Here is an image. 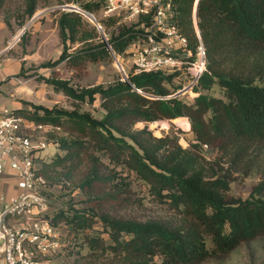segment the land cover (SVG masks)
<instances>
[{
  "label": "trees",
  "instance_id": "1",
  "mask_svg": "<svg viewBox=\"0 0 264 264\" xmlns=\"http://www.w3.org/2000/svg\"><path fill=\"white\" fill-rule=\"evenodd\" d=\"M5 1L0 0V11ZM38 1L25 0L28 18ZM196 1L173 0V22L194 52L200 42L204 46L207 69L194 86L197 96L174 95L182 88L176 83L180 71L132 68L128 79L118 76L107 85L79 87L55 75L45 78L76 102L99 99L105 111L100 118L78 104L69 109L24 101L26 107L13 110L15 116L53 128L47 139L64 153L39 164L49 186L51 178H71L65 168L73 163L86 164L77 183L86 206L51 215L55 225L64 223L92 250L111 254L113 264H203L264 238V0H200L197 18ZM61 3L91 13L105 6V0ZM58 13L63 49L43 65L63 63L70 70L114 55L123 64L151 22L148 16L119 24L110 16L103 26L109 32L105 41L80 11ZM215 86L223 97L207 93ZM180 117L191 122L187 147L177 135L158 137L148 126L135 129L138 122ZM252 172L263 178L249 197L232 194V182ZM146 197L160 212L139 215L130 209ZM96 225L102 231H93Z\"/></svg>",
  "mask_w": 264,
  "mask_h": 264
},
{
  "label": "rangeland",
  "instance_id": "2",
  "mask_svg": "<svg viewBox=\"0 0 264 264\" xmlns=\"http://www.w3.org/2000/svg\"><path fill=\"white\" fill-rule=\"evenodd\" d=\"M25 4V0H6L0 11V59L29 56L27 61L22 62L21 70L12 77L15 76L23 82L25 94L27 96L29 95L33 99L32 101L37 104H45L48 106L59 105L69 109L74 107L75 104H78L82 110L90 111L98 118L102 117L105 111L101 107L99 99L94 103L76 102L64 93L57 92L51 84L45 81V78L55 75L60 78L70 79L75 86L79 87H89L97 84L107 85L113 82L118 76L123 77L125 74H128L132 69L131 62H129L128 58L123 60L124 70L119 68L113 56V59H107L106 61L90 62L81 70H70L63 64L45 67L43 64L48 61H55L63 49L58 30L56 29L55 15L59 14V10L71 9L69 8L70 4H62L61 0H39L38 9L33 17L39 15L34 20H32L33 17L28 18L25 14ZM83 11L85 12V10ZM92 14L105 32L104 27L106 25L104 22L110 16L105 15L103 8ZM82 15L92 26L97 27L102 38V34L92 19V15L88 12H85V14L82 13ZM118 18L120 19V17ZM23 21L25 23L22 25ZM29 22V26L23 30L24 26ZM118 23L129 24L131 22L120 19ZM54 28L56 29L55 32ZM108 33V31L107 33L105 32L107 37ZM9 67H12V65ZM186 82L187 77L185 75H181L176 81L177 84H182V87L186 85ZM207 93L223 97L219 86H215L211 91H207ZM25 94H21L20 96L25 97ZM188 97L190 98L191 96L188 95ZM184 118L187 117L156 121L153 123L138 122L135 125V129H142L148 126L154 135L158 137L167 133L177 135L179 136L180 144L187 147L193 135L190 120L188 119L187 123V121H184ZM46 153L48 156L47 161H50L54 155L63 154L64 152L56 146L51 145L46 150ZM206 155L212 159L215 157V154L209 149H207ZM39 164L42 166L43 163L40 161ZM78 164L73 163L71 167L65 168V171L71 169L68 172L71 178L64 179V182L58 178L50 179L51 185L49 186L48 192L53 210L67 207L84 208L86 206L87 199L77 187L80 176L86 170V164L84 162ZM58 169L57 172L62 170V168ZM262 178L263 176L258 172H252L246 177L237 178L238 180L236 179L231 184V192L238 197L247 198L253 186ZM130 209H134L139 215H153L160 212V207L149 197L143 198L142 201L137 200L136 205L134 204ZM57 227L62 236L63 248L53 257V264H113L116 261L111 254L94 251L89 248L83 242V238L74 237L64 223L58 224ZM93 231L97 232L102 230L96 225ZM102 236L107 237L104 233ZM203 264H264V238L242 245L225 259L208 260Z\"/></svg>",
  "mask_w": 264,
  "mask_h": 264
},
{
  "label": "built area",
  "instance_id": "3",
  "mask_svg": "<svg viewBox=\"0 0 264 264\" xmlns=\"http://www.w3.org/2000/svg\"><path fill=\"white\" fill-rule=\"evenodd\" d=\"M173 12V0H105L104 6L105 15L121 20L151 16L143 39L129 49L132 68L136 72L180 71L187 82L174 95L193 98L198 95L194 86L207 69L204 46L200 42L194 52L173 22ZM184 121L188 123V118ZM52 129L15 116L0 105V176L9 170L17 187L12 194L0 195V264H53V257L63 248L51 215L49 185L38 171L39 161L48 160L46 150L54 145L46 136Z\"/></svg>",
  "mask_w": 264,
  "mask_h": 264
},
{
  "label": "crops",
  "instance_id": "4",
  "mask_svg": "<svg viewBox=\"0 0 264 264\" xmlns=\"http://www.w3.org/2000/svg\"><path fill=\"white\" fill-rule=\"evenodd\" d=\"M56 29L54 28V32L56 31ZM28 57L29 56L22 58L10 57L8 59H0V105L8 107L11 110H17L26 107L23 100L35 103L34 101H32L33 99H31L29 95L27 96L25 94V86L23 82L15 76L12 77L15 73H18L21 70V65H23L22 62L27 61ZM10 65H12V67H9ZM21 94H25V97L20 96ZM9 172L10 171L7 170L6 175L0 176V195L2 193L12 194L17 190L16 180L12 177L11 173L9 174Z\"/></svg>",
  "mask_w": 264,
  "mask_h": 264
},
{
  "label": "water",
  "instance_id": "5",
  "mask_svg": "<svg viewBox=\"0 0 264 264\" xmlns=\"http://www.w3.org/2000/svg\"><path fill=\"white\" fill-rule=\"evenodd\" d=\"M199 1H200V0H197V1H196V7H195V16H196V18H197V10H198ZM67 6H68V5H67ZM69 6H70V7H69ZM69 6H68V7L71 8V9H69V10H78V11H80L81 13H84V14H85V12H88L90 15H92V17H93L92 19L94 20V22H95L96 25L98 26V28H99V30H100V32H101V34H102L103 39H104L105 41H107V37H106L104 31L102 30L100 24L98 23V21L96 20L95 16H94L91 12L86 11V10H85V12H82V10L78 9V7H76L75 5H69ZM38 15H39V14H38ZM38 15L34 16L32 20H34ZM29 24H30V22L27 23V24L24 26L23 30H25V29L29 26ZM116 61H117V60H116ZM117 63H118L119 68L122 69V65H120V63H119L118 61H117ZM124 77H125V79H128V75H127V74H125Z\"/></svg>",
  "mask_w": 264,
  "mask_h": 264
},
{
  "label": "bare ground",
  "instance_id": "6",
  "mask_svg": "<svg viewBox=\"0 0 264 264\" xmlns=\"http://www.w3.org/2000/svg\"><path fill=\"white\" fill-rule=\"evenodd\" d=\"M78 9H80V8H78ZM80 10H82V9H80ZM82 12H84V11L82 10Z\"/></svg>",
  "mask_w": 264,
  "mask_h": 264
}]
</instances>
